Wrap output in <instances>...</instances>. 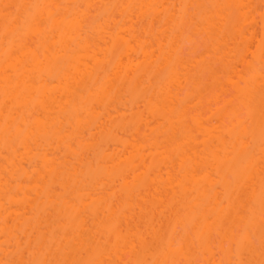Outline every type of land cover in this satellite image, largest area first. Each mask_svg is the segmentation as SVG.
Here are the masks:
<instances>
[{"label": "bare ground", "instance_id": "6f19581e", "mask_svg": "<svg viewBox=\"0 0 264 264\" xmlns=\"http://www.w3.org/2000/svg\"><path fill=\"white\" fill-rule=\"evenodd\" d=\"M94 2V0H0V264L45 258L80 261L100 258L112 261L113 264H122V252H127L128 249L133 252L134 260L163 261L181 260L180 258L190 260L192 255L188 248L186 233L183 239L186 244L183 253L179 255L163 250V242L172 238H169L171 237L169 235L163 237L162 233L157 236L155 227L152 239L155 244L152 246L146 243L144 236L146 232L143 236L140 235L142 231L140 234L137 231L132 233L130 227L136 220L133 210L140 207L136 203L137 206H133L136 202L135 197L139 195L141 197L144 190L147 193L148 189L152 188L155 191L151 190L153 191L151 194L155 192V196L158 197L152 196L154 199L158 200L165 192L168 196L172 195L170 200L174 204L170 202L172 205L170 207L176 206L175 211L181 213V215L178 213L179 222L185 227L192 228L190 231H194L196 238L194 242L197 241V247L211 255L208 259L212 264L220 262L217 263V259L215 260L216 249L212 250L216 248L215 244L211 248L213 233L221 235L222 243L225 239L227 243L233 240L231 244H234L237 241L234 237L240 238V234H237L244 229L240 230L241 226L237 224L240 231L235 229L234 232L233 224L236 223L245 224L251 230L258 228L260 233L259 248L252 240L246 250L240 249L239 241L235 245L232 244L233 246L230 244L233 249L237 245L238 259L245 254L243 258L247 256L246 258L250 260H259L261 237L264 233L262 218L259 220L262 177L259 169L253 177H246L240 172V162L246 154L239 138L233 134L240 123L237 107L231 108L233 111L230 118L233 127L231 124L230 127L227 123L221 122V127L214 125L209 127L207 126L209 124L205 125L206 121L199 116L201 114L197 115L198 111H195V116L188 112L192 117L188 116L189 93L184 97L179 95L180 89L184 87L182 85H185L182 83L183 75L180 68L186 67V63L177 44L178 35H172L171 38L166 35L170 43L167 41L165 44L160 38V45L157 46L160 49L157 50L160 56L158 55L155 61L153 55L156 53L152 52L154 50L150 51L147 42L143 44L144 39L141 40L142 43L140 42L138 34L140 30L136 33L138 29L135 30V26L133 28V24L130 26L128 23V21L132 23V15L138 9L135 17L140 20L134 18L133 22L139 23L136 20H142L145 23L146 20L148 22L152 19V23L155 20L156 23L164 21L167 25H173L170 21L182 17L184 12L180 7L177 8L178 2L179 5L207 6V4L202 0L177 2L128 0L129 3L126 1L128 4L122 0H97L98 3H102L101 9L98 8V15L88 27L86 26L87 28L83 27L74 32L73 18L79 13V9L73 6L94 5ZM251 3L249 0H211L210 5H247L245 8H236L241 11V13L238 11L239 16H242L239 22L245 25L249 20H253L252 12L255 10H252V6L255 3L253 2V5ZM4 4L40 5L39 8L31 9V12L41 16L44 23L30 29L27 34L12 26L6 36L3 21ZM172 5L176 7L173 8ZM196 10H199V13L196 12L198 17L201 14L215 16V26L211 33L214 40L212 42L217 46L216 51H222L220 56L224 59L229 53H226L228 42L234 38L229 34V27L227 28L229 25L226 23L231 19L227 21L226 18L229 16L225 17L224 14L228 9L203 7ZM120 12L123 16L128 12L126 16L130 18L127 22L125 20L123 25L116 20ZM50 15L53 20L49 22L47 17ZM128 24L130 27L124 28V25ZM136 25L140 29V24ZM237 28L238 36H243L245 40L249 30L245 33L243 27ZM164 30L166 32V29ZM151 31L155 33L154 30ZM154 35L158 38L156 34ZM251 35L250 38L254 37ZM164 36L165 34L162 35ZM106 37L109 38V42L106 40L102 42L106 44L103 46L106 48L103 49L101 43V46L98 45L94 38L108 40ZM25 42L28 44L26 54L13 55V52L21 48ZM107 43H110V46ZM253 55L257 62H264V43ZM246 58V55H242L236 63L246 62ZM228 63L226 66L230 68L233 63H230V60ZM146 65L150 66L143 67ZM232 67L234 66L229 70L233 72ZM247 67H250L251 74L248 73L247 78L238 77L239 81L241 79L249 86L254 101L256 112L254 128L257 131L254 154L258 159L260 154L258 121L261 101L264 98V73L260 69L259 71L254 63ZM145 77L149 80V85L146 84ZM232 79L228 80L235 89L237 83ZM184 81L186 82V78ZM200 96L201 94L197 96L198 100L203 98ZM236 99L238 101L237 95ZM141 100L142 102L145 100L154 124L159 122L161 130V126L167 124V127L164 125L166 128L163 126L167 133L166 130L165 132L162 130L165 135L160 133L159 124L154 128L157 131H154L166 137V140L165 137L160 138L164 139L165 143L161 141L168 146H161L158 140L153 143V137L150 144H154L151 146L152 151H156L157 145V148L168 149L162 151L163 149L158 148L161 151L150 153L149 157L146 154L148 149L146 139L140 137V132L142 133L140 128L144 126L145 117L138 111L135 112L137 108L134 109L135 113L128 111L135 106L141 107L139 106ZM189 107L188 109L191 108ZM122 108L132 114V117H127L128 112H122ZM146 110L144 114L148 113ZM188 117L193 125L188 124ZM234 117H237L236 123L233 122ZM154 118L160 121H155ZM147 121V126L153 124L152 122L148 124ZM128 129L132 134L130 138ZM97 130L99 134L101 133L99 141H95ZM126 130L127 134L124 133ZM121 131L128 137L123 133L120 135ZM199 137L201 138L199 140L203 138L200 142L202 144L197 142L198 145H202V150L195 144ZM187 147L188 149L190 147L192 155L188 153ZM89 154H92L91 159ZM165 169L168 175L166 178L162 175ZM117 186L120 188L119 195L116 191ZM163 200L161 201L160 197L157 202L161 205L165 201ZM160 205L157 206L162 208ZM158 208V211L164 213ZM151 211L155 213L154 210ZM157 218L158 216L156 222L160 228V217ZM153 221L155 223V220ZM153 223L150 225L151 228L154 226ZM148 231L150 234V230ZM171 231L173 233L167 234L174 236V233H177L173 229ZM230 232L234 234L231 238ZM236 232L238 233L235 235ZM130 233L139 241L140 250H137ZM201 234L205 237L203 241L199 238ZM222 248L221 251L224 250Z\"/></svg>", "mask_w": 264, "mask_h": 264}, {"label": "rangeland", "instance_id": "374dc122", "mask_svg": "<svg viewBox=\"0 0 264 264\" xmlns=\"http://www.w3.org/2000/svg\"><path fill=\"white\" fill-rule=\"evenodd\" d=\"M95 2V4L94 5H98V6H100V7H96V8H94V11H92V10H90V12L92 11V13H90L89 14V20H88V23H87V27L89 26V23L91 22L92 23V21H93V19H95V17L98 15V13H99V9H101V6H102V3H98L97 2V0H94ZM99 1V0H98ZM128 2V0H122V2H125L126 4H128L127 2ZM131 1H133V0H130V2ZM135 1V0H134ZM172 1H174V0H172ZM176 2L177 1H179V0H175ZM203 1V3L204 4H207V5H210V2H211V0H202ZM250 1V3H251V1L252 0H249ZM253 2L255 3L254 5H253ZM251 4L253 5L252 6V10L254 11V12H252L253 14V20H249V22H251V25L249 24V22H247V24H242L243 22H239V21H241V19H239L240 17H242L241 15L239 16V13H238V11H240L239 9H236V8H234V7H225V9H228V10H226L227 11V13H226V11H225V17H227V16H229V17H227L226 19H227V21L229 20V18L231 19V21H229V22H226V20H225V22L229 25V26H227V28L229 27V29H228V31H230V33L229 34H231L232 35V38L233 39H231V40H229L230 42H228L229 44H228V47H227V49H226V53H228L227 54V56H224L225 58V60H226V58L228 59V60H226V62H225V60L223 59V58H221V56L220 55H222L220 52H222L221 50H219V51H216V45H215V43H213L214 42V40H213V38H212V36H211V34L210 35H204V34H201V36H200V39L198 40V41H195V42H193L192 40H190V39H186L185 38V34H184V31L182 30V31H178L175 35L177 36V38L179 39V40H177V44L180 46L179 48H181V51H180V54L182 55V57H183V59L185 60V63H186V67H182V68H180V70H181V74L183 75L182 76V83H184L185 85H182V89H183V91H182V89H180V94L179 95H182V96H180V97H184V96H186L185 94H187L188 95V93H189V104H187V113L189 112L190 114H192L193 116H195L196 115V113H195V111H198V114L197 115H199V114H201V115H199V116H201L202 117V119L204 120V121H206V122H204V123H206L205 125H207V124H209V125H207V126H209V127H213V125L214 126H219V127H221L222 125L221 124H224V123H227V125H229V124H231L232 123V120H231V118H232V116H231V113H232V111H233V109H231V108H234L235 106L237 107V109H236V107L234 108V109H236L237 111L236 112H239L238 111V108H239V104H238V101H237V99H236V95H234L233 94V92H234V87H232V84H231V82H229V80L228 79H231V78H233L232 79V81H234V82H237V81H239V77H241V76H245V78H247L246 76H247V74L249 73V74H251L250 73V71H249V68L250 67H247V66H249V64H255V66L256 67H258V70L260 69L261 71H262V69H264V62H257V60L254 58V55H253V53H256L257 51H258V48H259V46L262 44V43H264V29H263V27H264V25H263V20H264V14H262V9H264V0H254ZM179 3V2H178ZM177 3V8H179L180 7V5ZM121 5V4H120ZM119 5V6H120ZM195 5H197V4H195ZM254 6H255V8H254ZM126 7H127V5H126ZM99 8V9H98ZM120 8V7H119ZM118 8V10H120ZM135 8V7H134ZM97 9V10H96ZM121 9H122V7H121ZM136 9V8H135ZM135 9H134V11H135ZM198 9V8H197ZM229 9H230V11H229ZM137 11H138V9H136ZM137 11L136 12H134L133 13V11H132V13H133V15H132V17H133V20H132V23H130L128 20L130 19V18H127V13H125V16H123V15H121L122 13L120 12L119 14H118V19L116 18L117 16V14L114 16L115 18H116V20H118L122 25H123V23H124V21L126 20V22L128 21V23L129 24H131L130 26H132V24H133V28H134V26H135V30L136 29H138V31H136V33H138L139 32V30H140V33H138L139 34V37H140V42H141V40L143 41V39L145 40L144 42H143V44L145 43V42H147V47H149L150 46V51H152V50H154V51H152V52H154V53H156V54H154L153 55V60L155 59V61H156V58L157 57H159L160 56V54H158V53H160V52H158L157 50H160V49H158L157 48V46L159 47V43L161 42V40H162V43L164 42V44L168 41L169 42V38H171L170 36H172L173 35V30L172 29H174V26L173 25H171V24H169V25H167V24H165L164 23V21H162V23H164V24H162V23H160V22H158L159 21V19L157 20V22L158 23H156V21L154 20V22L152 23V19L150 20V21H148L147 22V20L145 21V23H143L142 22V20L141 21H139L140 19L139 18H136L135 17V13H137ZM199 10H196V11H194V12H189L188 13V16L189 17H191V16H193V15H197V13L196 12H198ZM257 11V12H256ZM119 11H116V13H118ZM124 12V11H123ZM180 13V12H179ZM199 13V12H198ZM240 13H241V11H240ZM138 14V13H137ZM136 14V15H137ZM254 14H255V16H256V18L254 19ZM181 15V14H180ZM182 15H184V12H183V14ZM227 15V16H226ZM123 16V18H121V17ZM262 16V17H261ZM197 17H198V15H197ZM134 18L135 19H139V20H136V21H138L139 23H137V22H133V21H135L134 20ZM150 18V17H149ZM153 18V17H152ZM120 19H122V20H120ZM263 19V20H262ZM237 21V22H236ZM125 22V24H127ZM140 22H142V25H141V23ZM257 22V23H256ZM135 23V24H134ZM149 25H148V24ZM160 23V24H159ZM245 23V22H244ZM129 24L128 25H124V28H126V27H128L129 26ZM136 24H140L139 26H140V29H139V27L136 25ZM152 24V25H151ZM154 25V26H153ZM255 25V26H254ZM85 26V27H86ZM129 26V27H130ZM144 26H146V27H144ZM147 26H148V28L150 29H147ZM150 26V27H149ZM164 26H166V28L164 27ZM169 26V27H168ZM172 26V27H171ZM239 26V28L241 27H243L242 28V30H244V32L246 33L248 30H249V32H247V34L245 35V36H247L246 37V39L245 40H243L244 38H242L243 36H238V33L236 32V28ZM86 27V28H87ZM141 27H143V28H141ZM151 27H152V29H151ZM154 27V28H153ZM247 27H248V29H247ZM253 27V28H252ZM249 28H252V29H249ZM114 29V28H113ZM112 29V30H113ZM142 29H143V31L144 32H142ZM164 29H166V32H164L165 30ZM238 29V28H237ZM247 29V30H246ZM86 30V29H85ZM87 30H89V29H87ZM110 30H111V28H110ZM146 30V31H145ZM148 30V31H147ZM151 30H154V34H156L157 36H158V38H156V36L152 33L153 31H151ZM168 30V31H167ZM170 30H172L171 32H170ZM252 30V31H251ZM161 31V32H160ZM253 31H255V33L253 32ZM147 32V33H146ZM149 32H151L152 33V35H151V33H149ZM163 32V33H162ZM168 32H170V33H168ZM236 32V33H235ZM158 33V34H157ZM161 33V34H160ZM235 33V34H234ZM244 33V34H245ZM252 35H251V34ZM137 34V35H138ZM146 34V35H145ZM163 34H165V36L164 37H162V35ZM233 34H234V36H233ZM251 36H254V37H251L250 38V35ZM256 36H255V35ZM148 35V36H147ZM154 35V36H153ZM160 35H161V37H160ZM169 36V38L167 37V36ZM174 35V36H175ZM237 37H236V36ZM145 36V37H144ZM210 36V37H209ZM97 37V36H96ZM152 37V38H151ZM166 37V38H165ZM173 37V36H172ZM231 37V36H230ZM106 38H108V37H106ZM156 39V40H154V39ZM160 38H161V40H160ZM168 38V39H167ZM237 38V39H236ZM242 38V39H241ZM150 39V40H149ZM151 39H153V40H151ZM167 39V40H166ZM237 40L236 42L234 41V40ZM250 39V41H248V40ZM94 40L95 41H98L97 43H98V45H100V43H101V45H102V47L103 46H106V44L105 43H102V42H104V40H106L107 42H109V38H108V40L107 39H99V40H102V41H99L98 39H96V38H94ZM148 40H149V42H148ZM160 40V41H159ZM164 40V41H163ZM171 40V39H170ZM232 40L235 42H232ZM247 40V41H246ZM213 41V42H212ZM263 41V42H262ZM156 42V43H155ZM248 42V43H247ZM262 42V43H261ZM142 43V42H141ZM149 43H151V44H149ZM170 43V42H169ZM213 43V44H212ZM259 43V44H258ZM250 44V45H249ZM100 45V46H101ZM107 45L108 46H110V43H107ZM146 45V44H145ZM100 46H98V47H100ZM107 46V47H108ZM216 46V47H215ZM102 47H100V48H102ZM152 47V48H151ZM168 47V46H167ZM106 47H103V49H105ZM228 48L230 49V50H228ZM218 50V49H217ZM224 50V49H223ZM230 51H231V53H230ZM159 55V56H158ZM224 55H225V53H224ZM242 55L244 56V55H246L247 56V58H246V62H237L236 63V61L237 60H240V58L242 57ZM239 58H238V57ZM235 57H237V58H235ZM234 58H235V60H234ZM142 59V58H141ZM141 59H139L140 60V62H141ZM222 59V60H221ZM143 60V59H142ZM224 60V61H223ZM230 60V63L232 62L233 64L232 65H230V68H228L227 66H226V64H229L228 63V61ZM232 60V61H231ZM151 61V60H150ZM187 61V62H186ZM263 61H264V57H263ZM249 63V64H248ZM145 64H150V63H145ZM156 63H154V65H155ZM151 65V64H150ZM150 65H148V66H150ZM147 65L146 66H143V67H148ZM231 66H234V67H232V69H233V72L231 71V70H229V69H231ZM143 67H142V69H143ZM153 67H155V66H153ZM145 68V69H146ZM150 68H152V67H150ZM186 68V69H185ZM187 68H188V70H187ZM156 69V68H155ZM147 70V69H146ZM259 70V71H260ZM162 71V70H161ZM187 73H186V72ZM188 71H189V73H188ZM249 71V72H248ZM264 73V72H263ZM246 74V75H245ZM249 74H248V76H249ZM231 76V77H230ZM239 76V77H238ZM185 78H186V82L184 81L185 80ZM187 78H189V80H187ZM146 81L145 82H147L146 84L147 85H149V80L145 77L144 78ZM155 81V80H154ZM153 80H152V82H154ZM184 81V82H183ZM240 81H241V79H240ZM196 82V83H195ZM197 82H198V84H197ZM228 82V83H227ZM229 84V85H228ZM231 84V85H230ZM176 91V90H175ZM201 94V96L203 97V98H201V96H200V98L202 99H199L198 100V97H199V93ZM190 94H191V97H190ZM194 94H195V96H194ZM198 94V95H197ZM127 96H128V93H127ZM126 96V97H127ZM198 96V97H197ZM131 97V96H130ZM194 97V98H193ZM129 98V97H128ZM126 99V98H125ZM130 99V98H129ZM184 99H186V97L184 98ZM216 99V100H215ZM223 99H224V101H223ZM187 100V101H188ZM190 100H191V102H190ZM201 100V101H200ZM218 100H220V101H218ZM231 100V101H230ZM198 101H200V102H198ZM217 102V104H216V102ZM223 101V102H222ZM227 101V102H226ZM123 102H125V100H123ZM127 102H128V100H127ZM142 100L139 102V106H141V107H138V106H135V108H133V109H130V110H128L130 113H133L134 112V109H136V113H137V111H138V113L140 114V115H144V117H145V123L143 124L144 126H142V128H140L141 129V131H142V133L140 132V137H142L143 139H146V142H145V144H147L148 145V149H147V151H146V154L148 155V157H149V154L150 153H155V152H159V151H161L162 149H161V147H158L159 149H161V150H158V148H157V146H156V151H152L153 150V148L151 147V146H154V144H150L152 141L151 140H153L152 139V137L154 138V141H153V143L155 142V141H157L158 143H160V145L161 146H163V145H167V143L166 144H164L166 141H163L161 138L163 137V136H161V135H158L159 134V132H157V134H156V132L155 131H157L156 129H154V128H156V126H158V124H159V122H158V124H154L153 122H152V119H151V116L149 115V111H148V107L146 106V102H145V100H144V102H145V105H144V102H142ZM187 103V102H186ZM228 103H230V104H228ZM233 103V104H232ZM148 104V103H147ZM201 104H203L202 105V107H201ZM225 104H227L226 106H225ZM137 105H138V102H137ZM234 105V106H233ZM256 105V104H255ZM144 106H146V107H144ZM191 108H190V107ZM224 106V107H223ZM233 106V107H232ZM144 107V108H143ZM188 107L190 108V109H188ZM201 109H200V108ZM218 107V108H217ZM225 108V109H224ZM145 109H147L146 110V112H148L147 114L145 113L144 114V112H145ZM195 109V110H194ZM196 109H198V110H196ZM221 109V110H220ZM223 109V110H222ZM194 112H193V111ZM220 110V111H219ZM127 110H125V108H122V112H124V113H126V112H128ZM191 111H192V113H191ZM201 111H203L202 113H200ZM225 111V112H224ZM229 111H230V113H229ZM128 112V114H129V116L127 115V117H130L132 114H130ZM134 112V113H135ZM219 112V113H218ZM221 112V113H220ZM188 113V114H189ZM187 114V115H188ZM188 115V116H191L192 117V115ZM224 114V115H223ZM228 114H230V115H228ZM116 115V114H115ZM125 115V114H124ZM125 115V116H126ZM186 115V116H187ZM203 115V116H202ZM205 115V116H204ZM218 115V117H222L221 119L220 118H218V117H216ZM237 115H238V117H239V114L237 113ZM114 116V115H113ZM228 116V117H227ZM230 116H231V118H230ZM132 117V116H131ZM143 117V118H144ZM208 117H210V119L208 118ZM152 118H153V116H152ZM205 118H206V120H205ZM211 118H212V120H211ZM215 118V119H214ZM218 118V119H217ZM129 119H131V118H129ZM128 119V120H129ZM151 119V120H150ZM155 119V121L157 120V121H160V120H158V119H156V118H154ZM153 119V120H154ZM207 119H208V123H207ZM221 121H220V120ZM239 119V118H238ZM148 120V121H147ZM187 120L189 121H187L188 122V124H190V125H193L192 123H191V121L192 120H190V117H188L187 118ZM211 122H210V121ZM223 120L225 121V122H223ZM229 120H231V122L229 121ZM146 121H147V123L148 124H150L149 122H152L153 124H154V126H153V124L151 125H149V126H147L146 125ZM161 122H162V119H161ZM163 122H164V120H163ZM220 122H221V124H220ZM234 123H236V120L234 119V121H233ZM165 123V122H164ZM249 123L250 124H252V126L254 127V124H255V122L254 121H249ZM166 126L167 127V124H163V126ZM221 125V126H220ZM227 125H223V126H227ZM147 126V127H146ZM163 126H161L162 127V130H164V127ZM230 126V125H229ZM231 126L233 127V125L231 124ZM230 126V127H231ZM165 127V128H166ZM158 128H160V124H159V127ZM152 129V130H151ZM155 130V131H154ZM162 130H161V128H160V133H162V135H163V133L165 132V130H164V132H162ZM151 131V132H150ZM129 132V133H128ZM128 132H127V130H126V132L124 131V133H128L129 135V138H130V136L132 137V134H131V130L130 129H128ZM155 132V133H154ZM123 132L121 131V133H120V135L122 134ZM123 133V134H124ZM166 133H167V130H166ZM166 133H164V135L166 134ZM194 133V132H193ZM97 135H95V137L97 138V139H95V141H99L98 139H100L99 137L101 136V133L99 134V132H98V130H97V133H96ZM126 134H124V136L126 135ZM141 134H144V135H141ZM158 135V136H156V135ZM195 134H196V132H195ZM198 134V133H197ZM151 137H150V136ZM200 135V134H199ZM98 136V137H97ZM127 136V135H126ZM125 136V137H126ZM127 136V137H128ZM148 136V137H147ZM155 136V137H154ZM198 136V135H197ZM139 137V138H140ZM161 137V138H160ZM165 137V136H164ZM163 137V138H164ZM168 137V136H167ZM200 137H201V135H200ZM197 138V141L195 142V144L197 145V147L198 146H200V148H201V150H202V145H198L200 142H202V140H203V138H202V140H199V139H201V138ZM128 138V139H129ZM156 138H159L160 139V142H159V139H156ZM156 139V140H155ZM164 142H162V141ZM165 140H166V137H165ZM197 142H199V143H197ZM156 143V142H155ZM157 143V144H158ZM194 144V145H195ZM200 144H202V143H200ZM195 145V146H196ZM168 146V145H167ZM166 148L167 147H165L164 149L166 150ZM112 149H114V148H112ZM162 150V151H165V150ZM168 149V148H167ZM187 150H189L188 151V153L189 154H191L190 153V147H189V149H188V147L186 148ZM192 150V149H191ZM198 150H199V148H198ZM110 151H111V149H110ZM109 151V152H110ZM92 154H89L88 156H90V159H91V156ZM192 155V154H191ZM164 169V168H163ZM166 170L167 169H165L164 171H163V177H167L168 175H167V173H165L166 172ZM162 173V172H161ZM200 173V172H199ZM202 173V172H201ZM167 175V176H166ZM152 188V187H151ZM119 187L117 186L116 187V191H117V195H119L120 194V192H119ZM162 189V188H161ZM115 190V189H114ZM150 189H148V191H147V193H145L146 191L144 190V192L142 193V195H141V197H140V195H139V197L137 196V197H135V200L134 201H136V202H134V205L133 206H137L138 204L140 205V207H136V210H133V213H134V216H135V218H136V220H135V222L133 221V224H131V225H133V226H131L130 228L132 229V233H136V231H137V233H141L140 231H142V233L140 234V235H144L145 233L144 232H146L147 234H145L144 236L146 237H144L145 238V240H147L146 241V243L148 244H151L150 242H154V243H152L151 245H149L148 244V246H152V245H154L155 244V241L154 240H152V239H154L153 238V234H155V233H153V232H155V230H157V232L159 231L160 233H157L156 232V235L158 234V235H161V233H162V236L164 237L165 235L167 236V235H169V236H171V237H169V238H175V239H177L176 237H180V239L179 240H183L185 237H184V234L186 233L187 234V237H188V248H190V255H192V256H190L191 258H190V260H199V261H202V262H205V264H206V262L207 261H209V256H210V258H211V255L210 254H207V252H204V251H202L203 249H201L200 247H197V244H198V242L196 241V242H194V240L196 239L195 238V233H194V231L193 232H191L190 230L192 229H190V227L189 226H183L180 222H179V220H180V215H181V213L180 212H177L178 210H176L175 211V209H176V206L174 207V209H173V207H170V206H172L171 204H174V203H172L171 202V196L169 197L168 195H167V193L165 192L163 195H161V196H159V199H160V197H161V201L163 200L164 202L162 203V204H164V205H160L159 203L160 202H157V201H159V199L157 200L156 198H158V197H156L155 196V192L153 193V194H151L153 191H155L153 188L151 189V190H153V191H149ZM113 191V190H112ZM145 193V194H144ZM157 193V192H156ZM143 195H145V196H143ZM152 196H155L156 198L154 199V197H152ZM148 197V198H147ZM169 197V198H168ZM146 198H147V200H146ZM163 198V199H162ZM141 199V200H140ZM139 201V202H138ZM170 202H171V204H170ZM135 203L137 204V205H135ZM157 203V204H156ZM169 204V205H168ZM138 205V206H139ZM153 205V206H152ZM157 205H160L162 208H163V206H164V209H165V211H163L164 209H162V208H160L159 206H157ZM166 206H167V208H172L171 210H170V208L169 209H167L166 208ZM169 206V207H168ZM155 207H159L158 209L160 210V209H162L161 211L162 212H164V213H161L160 211H158L157 210V208H155ZM152 208H154V209H152ZM138 209V210H137ZM142 209V210H141ZM151 210H154V212L155 213H153ZM169 210V211H168ZM140 211H142V212H140ZM151 211V212H150ZM175 211V212H174ZM171 214V215H169V213ZM140 215H139V214ZM148 213V214H147ZM180 215H179V214ZM153 214H154V216H153ZM145 215V216H144ZM158 216V218H159V220L161 221V219H162V221L160 222L159 221V226H160V228L158 227V222H156V221H158V220H156V217ZM157 218V219H158ZM153 220H155V223H153L154 221ZM259 220H261V217L259 218ZM150 223V224H149ZM151 223H153L154 224V226H152V228H151ZM262 222H260V224H261ZM263 223H264V221H263ZM137 224V225H136ZM152 224V225H153ZM181 224V225H180ZM239 226H241V227H239ZM134 225H136V226H134ZM147 225H148V227H147ZM155 225H157V227L155 226ZM174 225V226H173ZM229 226V225H228ZM231 226V225H230ZM136 227H138L137 229H136ZM153 227H155V230H153ZM173 227H175L176 229H174ZM240 228V230H242L243 228H245L246 226H245V224L243 225V224H239V223H236V224H233V231L235 232L236 230L239 232L240 230H239V228ZM129 228V229H130ZM187 228V229H186ZM242 228V229H241ZM250 231H252V232H250L251 233V236H253L252 237V241L254 242V244H255V246L256 247H258L259 248V246H260V233H259V231L257 230L258 228H254L253 227V229H255V230H251V228L250 227H247ZM123 229H125V227L123 228ZM173 229V231H175V232H177V233H174V236H173V234H167L168 232H171V233H173L171 230ZM184 229H185V231L186 230H188V231H184ZM236 229V230H235ZM148 230H150V234L147 232ZM178 230V231H177ZM228 230V229H227ZM231 230V231H232ZM126 231V230H125ZM180 232V233H179ZM238 232H236L235 233V235L238 233ZM231 234L229 235L230 236V238L232 237V232H230ZM240 233H241V231H240ZM240 233H238L237 235H239ZM252 233H254V235L252 234ZM127 234V233H126ZM151 234H152V236H151ZM164 234V235H163ZM229 234V233H228ZM129 235H131V233L129 234ZM133 235V234H132ZM131 235V239L134 241V243L137 245L136 247H137V250H140V245H139V241L136 239V237L135 236H132ZM157 235V236H158ZM181 235V236H180ZM183 235V236H182ZM217 234H215V233H213V235H212V241H213V243L211 244V248H212V246L215 244V246L214 247H216V248H213L212 250H214V249H216L215 251H214V253H215V260H216V262L218 263L219 261H227V259H229L230 261H235V260H237L239 257H238V255H237V245L234 247V249H233V245H235L236 243H237V241H239L240 240V238H239V236L237 237H234L235 238V240L237 239V241H235V243L232 245L231 244V242H234L233 240H230V241H228V243H227V240H225V239H223L224 241H223V243L221 242V240H222V237H221V235L219 236V235H217ZM233 236H234V234H233ZM155 237V236H154ZM160 237V236H159ZM183 237V238H182ZM192 237V238H191ZM218 238V237H221V238H218V239H215V238ZM156 238V237H155ZM166 238V237H165ZM168 238V237H167ZM238 238H239V240H238ZM178 240V239H177ZM190 240V241H189ZM184 241V240H183ZM192 241H193V243H192ZM211 241V242H212ZM186 243L184 242V245H185ZM232 246H231V245ZM193 246H195V247H193ZM200 246V245H199ZM154 247V246H153ZM192 247V248H191ZM223 247V248H222ZM225 247V248H224ZM195 248V249H194ZM221 248L222 249H224V250H222V251H224V252H222L221 251ZM227 248H228V250H227ZM127 250V249H126ZM225 251H228L227 253L225 252ZM127 252H130V254L129 253H127ZM127 252L125 251V252H122V258H123V262H122V264L124 263V262H126V261H129V260H132V261H135L134 259H135V256L133 255V252H131L130 251V249H128L127 250ZM213 252V251H212ZM132 254V255H131ZM206 255V256H203V255ZM224 254V255H223ZM228 255H230V256H228ZM235 255V256H234ZM237 255V256H236ZM247 255V254H246ZM126 256V258H124ZM134 256V257H133ZM225 256V257H224ZM232 256V257H231ZM234 256V257H233ZM245 256V254L243 255V257ZM242 257V258H243ZM247 257V256H246ZM245 257V258H246ZM131 258V259H130ZM206 258V259H205ZM225 258H227V259H225ZM181 260H186L185 258H180ZM221 259V260H220ZM248 259V258H247ZM179 260V259H178ZM228 260V261H229Z\"/></svg>", "mask_w": 264, "mask_h": 264}, {"label": "snow or ice", "instance_id": "6c2138e0", "mask_svg": "<svg viewBox=\"0 0 264 264\" xmlns=\"http://www.w3.org/2000/svg\"><path fill=\"white\" fill-rule=\"evenodd\" d=\"M40 5H25V4H4L3 5V21L5 28V35H8V30L15 26L17 29L21 30L24 34L34 27L41 26L44 20L41 16L31 12V9L39 8ZM49 7V6H44ZM79 9V13L73 18V31H78L85 27L89 20L90 10L100 7L98 5H75L73 6ZM127 7H133L128 5ZM138 7V6H137ZM171 7H176L172 5ZM207 7L209 9H218L221 7H234V8H245L247 5H195V4H184L180 5V8L184 10V15L180 18H174L170 21L174 25L173 35L178 31L183 30L186 39H190L193 42L200 39L201 34L208 35L211 34L215 26V16L201 14L199 17L193 15L188 16L189 12H194L197 8ZM22 9L28 10L27 12H22ZM262 14H264V9H262ZM50 22L53 17L50 15L47 17ZM28 44H25L16 49L13 55L26 54L25 49ZM264 72V69H262ZM237 87L234 89L233 94L238 96L239 104V120L240 123L236 126L233 134L239 138L240 145L244 149L245 158L240 162V172L246 177H253L256 170L259 169L260 175L262 177V189H261V218L264 221V98L261 101V107L259 111V121H258V134H259V148L260 154L257 159L254 154V145L257 136L256 129L249 123V121H254L256 118L254 101L249 91V86L243 81L236 82ZM237 117H234L236 119ZM249 222L251 217H248ZM264 228V224H262ZM202 241L205 239L203 234L199 237ZM252 239L250 230L245 227L240 233L239 247L241 250H246L249 247L250 240ZM184 241L177 239H166L163 242V250L165 252L171 251L174 254H182L184 250ZM259 260H250L247 258L237 259L235 261H220L219 264H264V233L261 237V252ZM8 264H113L112 261L93 258L87 261L73 260V259H30L27 262H8ZM124 264H205V262L199 260H176V259H166L160 260H129L124 262ZM206 264H212L211 261L206 262Z\"/></svg>", "mask_w": 264, "mask_h": 264}]
</instances>
